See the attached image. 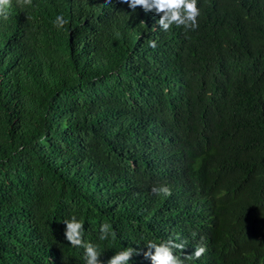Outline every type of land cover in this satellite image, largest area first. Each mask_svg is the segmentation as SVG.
I'll list each match as a JSON object with an SVG mask.
<instances>
[{"label":"trees","instance_id":"obj_1","mask_svg":"<svg viewBox=\"0 0 264 264\" xmlns=\"http://www.w3.org/2000/svg\"><path fill=\"white\" fill-rule=\"evenodd\" d=\"M198 7L195 30L163 32L122 0H10L0 264H85L64 237L73 215L102 264L129 246L150 264L146 242L168 238L184 264H264V0Z\"/></svg>","mask_w":264,"mask_h":264},{"label":"clouds","instance_id":"obj_2","mask_svg":"<svg viewBox=\"0 0 264 264\" xmlns=\"http://www.w3.org/2000/svg\"><path fill=\"white\" fill-rule=\"evenodd\" d=\"M122 2L126 3L133 13L136 11L137 6H139L144 12L159 14V18L155 21V24L163 32H167L172 26H183L184 29L191 30H195L198 27L197 18L200 15L199 0H122ZM9 5L10 0H0V14H4V9ZM51 23L56 28H60L67 23V18H64L63 14L58 13ZM153 27L155 28V26ZM148 46L155 48L156 40L149 38ZM152 191L157 194L163 193L164 196L171 194V188L166 184L153 187ZM63 224L65 225L64 237L66 241L72 246L83 248L85 264H102L101 260L98 259L101 256L98 245L84 238V223L82 218H77L73 215L69 219H65ZM112 235L113 233L108 230V226L101 224L98 239L103 241ZM145 245L147 246V250L143 254L150 260V264H184V260L174 254L175 250L184 249L185 244L183 241L168 238L157 243L153 240H148ZM136 251L131 246L123 247L118 252H115L107 261L103 262V264H131L130 257ZM205 251V246L200 244L194 247L191 253H182V255L198 259Z\"/></svg>","mask_w":264,"mask_h":264}]
</instances>
